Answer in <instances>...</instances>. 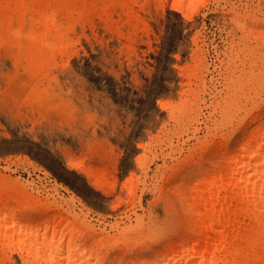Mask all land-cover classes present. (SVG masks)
<instances>
[{"label":"rangeland","instance_id":"obj_1","mask_svg":"<svg viewBox=\"0 0 264 264\" xmlns=\"http://www.w3.org/2000/svg\"><path fill=\"white\" fill-rule=\"evenodd\" d=\"M34 6L0 0V178L22 215L49 205L111 256L175 237L169 187L195 177L177 173L264 114V0H77L43 52Z\"/></svg>","mask_w":264,"mask_h":264},{"label":"bare ground","instance_id":"obj_2","mask_svg":"<svg viewBox=\"0 0 264 264\" xmlns=\"http://www.w3.org/2000/svg\"><path fill=\"white\" fill-rule=\"evenodd\" d=\"M9 1L19 6L26 2ZM29 1L42 26L28 35L29 46L35 51L40 46L38 52L63 48L64 35L55 17H70L77 0ZM176 10L182 11L179 6ZM242 130L236 153L230 151L233 145L214 146L203 169L185 165L177 173L195 174L190 183L172 182L169 187L180 208L179 234L113 256L105 241L79 225L55 215L42 219L54 211L49 205L32 204L38 221L30 222L31 216L22 215L24 207L14 189L0 178V252L6 260L12 253H25L23 264H264V114Z\"/></svg>","mask_w":264,"mask_h":264}]
</instances>
